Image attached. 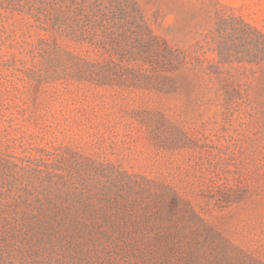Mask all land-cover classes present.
Wrapping results in <instances>:
<instances>
[{"label":"rangeland","instance_id":"374dc122","mask_svg":"<svg viewBox=\"0 0 264 264\" xmlns=\"http://www.w3.org/2000/svg\"><path fill=\"white\" fill-rule=\"evenodd\" d=\"M0 264H264V0H0Z\"/></svg>","mask_w":264,"mask_h":264}]
</instances>
